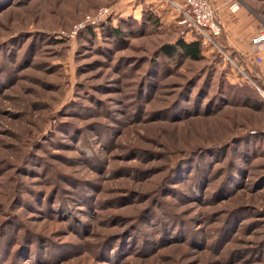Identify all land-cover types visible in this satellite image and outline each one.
I'll return each instance as SVG.
<instances>
[{"label":"rangeland","instance_id":"obj_1","mask_svg":"<svg viewBox=\"0 0 264 264\" xmlns=\"http://www.w3.org/2000/svg\"><path fill=\"white\" fill-rule=\"evenodd\" d=\"M5 1L0 264H264V135L241 137L264 112L209 100L250 93L224 41L158 52L196 36L167 0ZM215 4L264 25V0ZM101 7L123 41L55 36Z\"/></svg>","mask_w":264,"mask_h":264},{"label":"trees","instance_id":"obj_2","mask_svg":"<svg viewBox=\"0 0 264 264\" xmlns=\"http://www.w3.org/2000/svg\"><path fill=\"white\" fill-rule=\"evenodd\" d=\"M5 2H6L5 0H0V9H1V6H3V4ZM104 19L101 22L97 23L96 25H88V26L82 28L78 32V36L81 37V34H82L83 37L90 39V38L95 37L97 35V33L101 32L104 34V36H107V37L111 36L112 37L111 39L122 40L123 39L121 37V35H122L121 28L122 27L120 25L113 24L111 22V19L107 18L106 21H104ZM97 27H99V30L95 31V28H97ZM185 31H186V28H185ZM222 31L223 30L221 27L220 34L218 35L217 38L221 39V41L223 42L224 36L222 35ZM51 38L53 39L52 36H51ZM203 44H204V40H203L202 36L200 34L196 33V36H193L191 40H186V39H184V36H183L182 38L177 39V41L175 43H163L158 48V52L163 53L166 57H169V58H173V56H175L176 54H179V56H183L184 58H187L191 61H198V60H203V58L205 56V53L203 52V49H202ZM237 57H234V58L236 59V61L238 63V64H236V66L237 65L239 66L241 64V60H243V59L240 57H238V58ZM238 66H237V68H239ZM242 69L245 70V74L242 71H239V69L233 68V74L238 79V81L234 82V83H232V82H229V83L232 84L233 86H236V87L242 85L247 90H249L250 93H244L243 94L240 92V94H238V93L234 94V93L229 92V94H227V95L224 94L221 96L220 95L216 96L215 94H212L211 96H209V100L215 101L212 104H213V106H216V107L219 106L222 99H224L227 101L226 104L232 105L233 107H247V108H251L253 111L264 112V97L257 90L258 87L261 89H264V76H263V74L261 73L258 65L254 62L248 63V66H245L244 68L242 67ZM247 75L249 77H247ZM199 89H200V92H204V90H206V88L204 86H200ZM220 94H222V92H220ZM200 105H202V104L200 103ZM257 132H259L260 134L263 133V135H264V124L261 125V127H259L258 130L250 129L247 133L244 132V134L241 137H243V136L248 137L249 136V138L254 139V138H256V135H253V134H255ZM245 138L246 137L240 139V141L244 140ZM245 141L246 140H244V142ZM231 145L228 144L226 146L229 154L234 153V147H232ZM241 152L243 154H247V153H245L244 148L241 150ZM187 156L179 158L175 163H178L181 159H183ZM186 160L194 161V160H196V158L191 156L190 158H188ZM244 162L246 164H249L250 160L248 158H246V161L244 160ZM229 164H231L230 168H233V170H234L233 174L239 172V167L235 165L234 160L230 161V163H228V165ZM190 174L192 176V179H196L201 175V163H200V161H198L196 163H191ZM18 235L19 236L21 235V237L18 239V241H20L21 239H23V241L25 240V238H23V236H22L23 234L21 232L18 233ZM38 241H39V239L34 240V242H38ZM1 252L2 251H0V262L6 261L7 255L4 253L1 256ZM5 255H6V258L3 259V257ZM10 261H12V260H10ZM10 261H7V262L10 264Z\"/></svg>","mask_w":264,"mask_h":264},{"label":"built area","instance_id":"obj_3","mask_svg":"<svg viewBox=\"0 0 264 264\" xmlns=\"http://www.w3.org/2000/svg\"><path fill=\"white\" fill-rule=\"evenodd\" d=\"M180 11L182 18L178 21L186 29H194L204 41L216 45L221 25L218 20V7L215 0H167ZM232 7V6H231ZM109 7H101L97 12L86 14L75 21L67 30L56 31L57 37L75 38L78 32L88 26L101 22L109 12ZM234 10V9H232ZM252 43L257 51L264 49V25L256 30ZM254 61L259 63L261 58L256 56Z\"/></svg>","mask_w":264,"mask_h":264},{"label":"crops","instance_id":"obj_4","mask_svg":"<svg viewBox=\"0 0 264 264\" xmlns=\"http://www.w3.org/2000/svg\"><path fill=\"white\" fill-rule=\"evenodd\" d=\"M218 20L224 31L225 48L228 52H233L235 57L238 56L243 59L238 67L244 68L248 66V63L254 62L264 76V49L257 51L252 43L258 22L247 17L246 12L243 10L232 15L221 9ZM256 56L261 58V62L254 61Z\"/></svg>","mask_w":264,"mask_h":264}]
</instances>
